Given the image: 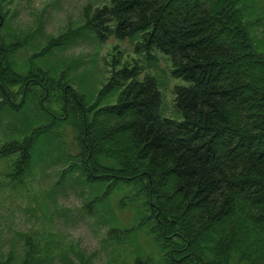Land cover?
Masks as SVG:
<instances>
[{"label": "trees", "instance_id": "trees-1", "mask_svg": "<svg viewBox=\"0 0 264 264\" xmlns=\"http://www.w3.org/2000/svg\"><path fill=\"white\" fill-rule=\"evenodd\" d=\"M3 10L0 0V104L16 108L30 94L38 100L30 132L0 148L1 154L18 152L10 164L14 179L32 169L38 135L54 124L63 135L68 126L76 148L68 153L71 167L98 192L88 208L105 201L110 239L132 243L129 263L264 264L262 6L259 15L254 0H110L86 7L83 26L102 39L111 28L121 37L141 29L148 49L170 55L174 74L190 81L174 86L181 120L161 113L152 74L132 77L114 102L87 104L69 79L55 80L49 71L46 91L38 95L30 84L41 86L44 71L15 61L24 42L2 31ZM119 72L129 77L136 68ZM20 82L24 98L16 102L8 86ZM52 95L57 105L49 107ZM53 107H61L62 117ZM112 201L117 209L129 207L136 222L117 226ZM52 248L29 232L21 261L11 252L0 264H37ZM79 256L68 264H88Z\"/></svg>", "mask_w": 264, "mask_h": 264}, {"label": "rangeland", "instance_id": "rangeland-1", "mask_svg": "<svg viewBox=\"0 0 264 264\" xmlns=\"http://www.w3.org/2000/svg\"><path fill=\"white\" fill-rule=\"evenodd\" d=\"M254 1L259 15V7L262 6L264 11V0ZM1 2L6 15V28L2 31L12 37L11 40L22 39L24 42L15 54V61L44 71L41 86L30 84L38 95L46 91L49 71L55 80L69 79L67 82L77 88L87 104L114 102L132 77L143 79L152 74L162 93L161 113L183 119V113L176 105L174 86L187 85L190 81L174 74L169 54L157 46L148 49L141 42L144 40L141 29L121 37L111 28L107 30V38L102 39L93 27L83 26L87 20V6L94 9L110 0ZM66 32L67 35L60 36ZM257 34L264 35V21ZM126 66L136 68V72L125 77L119 71ZM24 87L23 82L10 84L8 96L16 102L21 101ZM2 96L0 91V99ZM53 100V95L46 97L45 105H57ZM53 111L62 117L61 107H53ZM37 116L38 100L31 94L16 108L8 103L0 104V148L7 141L29 133L28 126ZM23 125L27 130L22 128ZM64 128L63 135H56L55 124L38 135L33 144L32 169L19 179L9 174L10 164L18 152L0 153V258L5 259L14 252L16 259L21 261L26 233L32 232L42 243L51 244L54 251L52 256L37 264H68L69 258L79 262L80 254L88 264H132L128 261L132 243L116 245L108 235L111 225L104 218L108 216L105 201L98 200L88 208V203L98 192H93L92 184L86 182L79 170L71 167L74 158L68 153H76L75 135L70 127ZM112 202L115 205V201ZM114 210L119 220L117 226L121 229L136 222L129 207L117 209L115 205Z\"/></svg>", "mask_w": 264, "mask_h": 264}]
</instances>
